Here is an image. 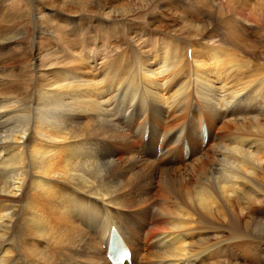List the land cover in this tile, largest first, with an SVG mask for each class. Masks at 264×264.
<instances>
[{
  "label": "bare ground",
  "instance_id": "1",
  "mask_svg": "<svg viewBox=\"0 0 264 264\" xmlns=\"http://www.w3.org/2000/svg\"><path fill=\"white\" fill-rule=\"evenodd\" d=\"M9 1L0 264H264V0Z\"/></svg>",
  "mask_w": 264,
  "mask_h": 264
},
{
  "label": "rangeland",
  "instance_id": "2",
  "mask_svg": "<svg viewBox=\"0 0 264 264\" xmlns=\"http://www.w3.org/2000/svg\"><path fill=\"white\" fill-rule=\"evenodd\" d=\"M26 1H29V0H10L9 2H6V5H10V4H13V6H14V8H13V10L14 11H21L23 8H24V6H26L27 5V3L28 2H26ZM126 1V0H125ZM129 1V0H128ZM130 1H132V0H130ZM13 2V3H12ZM6 7V6H5ZM4 7V8H5ZM25 9V8H24ZM160 9H162V8H160ZM143 23V25H142V27L144 26V24H146V21H143L142 22ZM19 27H20V29H19ZM18 27V29L20 30V32L21 31H23L24 33H26V32H29V30H31V33L33 34L34 33V27H33V24H32V21L31 20H29V19H25V21L23 22V24L22 25H20ZM24 30H23V29ZM144 28V27H143ZM170 34H171V32H170ZM17 49V48H16ZM18 51V50H17ZM204 117V120L206 121V122H208V118H207V116H203ZM170 119V118H169ZM169 119L167 120L168 122H166L165 123V126L163 127V131H167V130H169V129H171V126H173V125H175L177 122H169ZM215 132L217 133V128L215 129ZM148 136V135H147ZM143 138V137H142ZM146 139H148V138H146ZM188 139H189V137H188ZM190 140V139H189ZM137 142H140V141H138V140H136V139H133V142H132V146H134V147H137V145H136V143ZM142 142V141H141ZM143 146H145V147H143ZM178 147H181V148H177V152L179 151L180 153H182L183 152V149H182V146L180 145V146H178ZM138 148V147H137ZM144 148H146V145H144V143H142V149H139L138 148V150L140 151H143V149ZM182 151V152H181ZM191 160V159H190ZM189 160V161H190ZM168 163L170 164V162H169V160H168ZM187 163V162H186ZM179 164V163H178ZM182 164H185L184 162L183 163H181V164H179V165H177V166H174L175 168H181V167H183V165ZM162 166H164V167H166L167 168V165L165 164V165H162ZM96 218H97V220H103V216H101L100 214H96ZM241 264H243V262H241Z\"/></svg>",
  "mask_w": 264,
  "mask_h": 264
}]
</instances>
